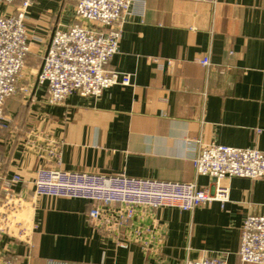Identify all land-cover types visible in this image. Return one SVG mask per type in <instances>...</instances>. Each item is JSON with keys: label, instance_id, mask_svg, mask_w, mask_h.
<instances>
[{"label": "crops", "instance_id": "1", "mask_svg": "<svg viewBox=\"0 0 264 264\" xmlns=\"http://www.w3.org/2000/svg\"><path fill=\"white\" fill-rule=\"evenodd\" d=\"M19 5L0 4V16ZM75 5L41 0L28 9L29 52L19 85L29 94L4 103L0 213L6 181L18 175L13 189L29 201L38 169L207 187L209 179L195 174L196 148L187 141L264 153V0H135L108 64L131 75L130 85L113 86L97 99L72 94L49 106L37 74L50 34L76 23ZM204 56L211 69L197 63ZM48 142L60 162L42 153ZM223 184L229 188L223 208L137 209L131 228L145 231V247L126 234L93 228L86 200L38 198L24 232L31 246L10 226L0 233V264H187L204 252H223L228 264H241L240 228L247 215L264 217V179Z\"/></svg>", "mask_w": 264, "mask_h": 264}, {"label": "built area", "instance_id": "2", "mask_svg": "<svg viewBox=\"0 0 264 264\" xmlns=\"http://www.w3.org/2000/svg\"><path fill=\"white\" fill-rule=\"evenodd\" d=\"M14 1L0 0V4L11 6ZM39 1L20 0L14 13L0 16V128L6 120V99L29 94L28 86L19 85L29 52L25 21L28 9ZM75 2L76 23L65 30L56 28L50 34V43L36 78L37 84L46 88L44 102L49 106L63 104L72 94L97 99L113 86H129L131 83V75L108 68V64L118 52L122 29L135 0ZM152 62L162 69L160 60L153 59ZM197 63L207 69L212 67L209 56L198 59ZM186 145L196 148L191 157L192 166L197 176L209 179V186L38 169L29 201L13 189L21 182L18 175L6 181L0 233L13 225L31 246L24 233L30 227V215L23 214L30 205L42 197L82 199L92 204L87 218L93 228L118 238L126 234L129 242L141 243L145 247L146 242L140 239L145 231L140 227L131 228L137 209L176 207L183 212H192L212 203L223 208L229 202V188L223 184L225 179H264V153L255 148H232L215 143L205 145L199 141H187ZM46 149L42 153L56 156L60 162V152L54 142H48ZM38 150L41 153L42 148ZM238 258L241 264H264V217L247 215L243 219ZM4 264L14 263L5 261ZM187 264L228 262L223 252H204L188 260Z\"/></svg>", "mask_w": 264, "mask_h": 264}, {"label": "bare ground", "instance_id": "3", "mask_svg": "<svg viewBox=\"0 0 264 264\" xmlns=\"http://www.w3.org/2000/svg\"><path fill=\"white\" fill-rule=\"evenodd\" d=\"M23 214H29L30 215L29 209H26Z\"/></svg>", "mask_w": 264, "mask_h": 264}, {"label": "rangeland", "instance_id": "4", "mask_svg": "<svg viewBox=\"0 0 264 264\" xmlns=\"http://www.w3.org/2000/svg\"><path fill=\"white\" fill-rule=\"evenodd\" d=\"M20 218V217H19ZM19 220V219H18ZM25 222V221H24Z\"/></svg>", "mask_w": 264, "mask_h": 264}, {"label": "trees", "instance_id": "5", "mask_svg": "<svg viewBox=\"0 0 264 264\" xmlns=\"http://www.w3.org/2000/svg\"><path fill=\"white\" fill-rule=\"evenodd\" d=\"M16 264V263H15Z\"/></svg>", "mask_w": 264, "mask_h": 264}]
</instances>
